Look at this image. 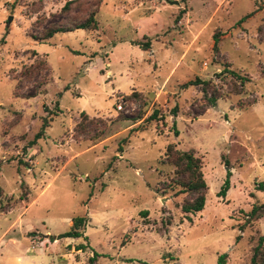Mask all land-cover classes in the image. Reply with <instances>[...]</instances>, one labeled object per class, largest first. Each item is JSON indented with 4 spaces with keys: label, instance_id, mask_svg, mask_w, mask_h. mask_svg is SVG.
I'll list each match as a JSON object with an SVG mask.
<instances>
[{
    "label": "rangeland",
    "instance_id": "1",
    "mask_svg": "<svg viewBox=\"0 0 264 264\" xmlns=\"http://www.w3.org/2000/svg\"><path fill=\"white\" fill-rule=\"evenodd\" d=\"M66 1L0 0V264H250L264 234V0ZM93 9L95 29L33 39ZM169 143L200 157L201 211L181 210ZM76 216L82 236L57 238Z\"/></svg>",
    "mask_w": 264,
    "mask_h": 264
},
{
    "label": "trees",
    "instance_id": "2",
    "mask_svg": "<svg viewBox=\"0 0 264 264\" xmlns=\"http://www.w3.org/2000/svg\"><path fill=\"white\" fill-rule=\"evenodd\" d=\"M74 1L76 0L66 1L62 6V10L69 9L71 3H73ZM96 12L97 10L93 9L87 14V16L84 19L78 22H74L70 25L48 26L46 29H44L41 36L33 35V39L43 41L51 38L57 32H67V31H73L75 29H85V30L95 29L97 27V21L95 18ZM217 43H218V37L214 41V45H213L214 49H216ZM141 46L142 48L145 49L148 46V42L141 44ZM41 65H43L42 61H41ZM227 70L231 73L232 76H235L240 79L242 78L235 71L226 69V71ZM34 73H35V68H32V66H28L23 70V74L26 77H31ZM198 82H200L199 79H195L193 81H190L189 83H184L183 86L185 87L189 84H196ZM202 82L203 84L208 85L210 81L207 80ZM138 96H140V94L137 91H133L131 94L127 95L128 98H133V97L135 98ZM209 100L212 102L215 101L214 93L210 95ZM263 100H264V92H263ZM143 105H145L144 101L140 103L139 105L140 109H142ZM176 111L177 108L174 107L172 109L173 114H175ZM141 113H142L141 111L138 113V117H141ZM86 118H87V114L82 113L81 119L77 124V126H81L83 120H86ZM146 119L148 121L160 120L158 110L154 109L147 116ZM174 132L177 133L178 131L174 130ZM37 135H39V133H37ZM163 161L173 167V183L175 186L179 187L177 192L186 193L189 195V198L183 199L181 204V210L184 213L201 211L205 204L207 184L202 174L200 157L195 155L193 149L181 150L177 148L175 144L169 143L165 148ZM229 175H230L229 171H226V176L223 180L220 190L218 191L219 196H225L227 190L229 189L230 186ZM258 212H259V206L254 205L250 210L249 214L247 215V220L255 219ZM86 222H87L86 216L73 217L69 230L61 233L60 235H58L57 238H62V237L76 238L82 236V230ZM236 239H238V236L236 237ZM83 248H85L84 244H79L75 247L76 250H82ZM95 256H97L96 253H93V255L89 257V264H92V262L95 260ZM225 256H226L225 254L219 255L217 264H223ZM250 264H264V234L260 235L257 238L256 244L253 246V251L250 258Z\"/></svg>",
    "mask_w": 264,
    "mask_h": 264
},
{
    "label": "crops",
    "instance_id": "3",
    "mask_svg": "<svg viewBox=\"0 0 264 264\" xmlns=\"http://www.w3.org/2000/svg\"><path fill=\"white\" fill-rule=\"evenodd\" d=\"M22 258H21V256L20 255H17V257H16V261H20ZM24 261L26 262V263H29L30 262V259L29 258H25L24 259ZM33 262V261H32Z\"/></svg>",
    "mask_w": 264,
    "mask_h": 264
},
{
    "label": "water",
    "instance_id": "4",
    "mask_svg": "<svg viewBox=\"0 0 264 264\" xmlns=\"http://www.w3.org/2000/svg\"><path fill=\"white\" fill-rule=\"evenodd\" d=\"M172 2H175V3H176V1H172ZM10 19H11V18L9 17V18H8V21H10Z\"/></svg>",
    "mask_w": 264,
    "mask_h": 264
},
{
    "label": "built area",
    "instance_id": "5",
    "mask_svg": "<svg viewBox=\"0 0 264 264\" xmlns=\"http://www.w3.org/2000/svg\"><path fill=\"white\" fill-rule=\"evenodd\" d=\"M120 106L118 105V108H119Z\"/></svg>",
    "mask_w": 264,
    "mask_h": 264
}]
</instances>
